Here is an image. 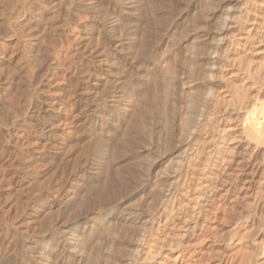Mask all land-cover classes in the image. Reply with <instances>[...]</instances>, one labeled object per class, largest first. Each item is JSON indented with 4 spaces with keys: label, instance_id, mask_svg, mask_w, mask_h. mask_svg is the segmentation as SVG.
Here are the masks:
<instances>
[{
    "label": "bare ground",
    "instance_id": "obj_1",
    "mask_svg": "<svg viewBox=\"0 0 264 264\" xmlns=\"http://www.w3.org/2000/svg\"><path fill=\"white\" fill-rule=\"evenodd\" d=\"M110 2V11L101 15L108 41L102 55L106 72V80L102 81L106 82L102 93L93 97L95 103H92L97 109L91 124L95 132L91 134L95 137V154L102 153L107 141L103 144L99 132L108 127L117 128L121 139L126 134L122 124L128 121L129 131L136 129L133 133L136 138L132 137L134 147L129 154L124 150L129 158L128 162L125 160L130 168L128 173H131L129 177L125 175L124 160L123 163H116L115 159L107 161V166L117 170L112 174L119 181L118 190L112 174L106 172L107 176H102L95 154L87 157L88 175L69 200L71 208L76 210H73L75 219L52 223V204L45 196L42 208L47 228L25 247V252H16V255L12 252L10 260L3 256L0 261H8L7 264H201L211 249V243L206 245L204 240L212 228V220L230 198L219 197L221 185L227 186L225 195L231 190L238 195L239 183L245 182L248 174L259 173L258 185L244 203L247 208L242 232L233 228L229 234L230 238L239 240L228 244L216 264H264V0H185L183 4L180 0H170L169 12L161 11L162 21L167 16L166 32L164 25L161 32L158 30L159 38L156 37L157 42L168 38L173 48L167 47L168 52L164 48L155 57L145 48L146 42L138 43L137 31L128 26L126 33L123 30L136 10L149 2L147 9L154 0L146 4L143 1L144 6L136 0ZM154 4L149 9H156L152 7ZM144 12L142 16L147 10ZM161 22L155 21L158 28ZM146 80L150 83L148 91L142 87ZM177 90H181L180 99ZM48 104L45 99L48 119L44 127L53 137L50 144L54 152L62 155L68 149L64 137L67 121ZM133 105L138 106L134 116L130 114ZM122 139L125 142L127 138ZM113 153L107 154V158ZM223 211L222 214L226 212ZM254 224L259 227V231L255 227L257 233H254ZM194 241L200 245L197 243L198 247L191 249L189 245Z\"/></svg>",
    "mask_w": 264,
    "mask_h": 264
},
{
    "label": "rangeland",
    "instance_id": "obj_2",
    "mask_svg": "<svg viewBox=\"0 0 264 264\" xmlns=\"http://www.w3.org/2000/svg\"><path fill=\"white\" fill-rule=\"evenodd\" d=\"M32 1L0 0V8L2 7L0 9V13L2 12V14H0V260L4 257L7 259L9 258L8 260H10L12 257L11 255H14L13 253L16 255L17 253L21 254L23 250L25 252L29 243L32 240L39 238L41 233L47 228L48 224L47 221H45L46 218L43 213L44 208H42L44 207L42 205L44 204L43 200L45 196V198L49 199L52 204V223L60 224L61 221L62 223H66L69 222L66 220L75 219L74 215L76 216V210L71 208V201L69 200L73 196L70 195H74L73 193L76 192L77 188L81 186L88 175V158L92 154H95L94 151H96L95 137L93 136L95 131L92 130L94 129L92 125L94 124L93 120L95 119V111L97 108L96 105L93 104L95 103L93 101L97 93H102L101 91L104 89L103 86H105L106 82V74H104L106 73L105 65L103 64L104 62H102V55L105 49L104 46L106 47L108 41H106L107 36L104 32V28L102 27L104 17L101 15H105L104 12H108V10L112 7V3L110 2L111 0ZM136 1L143 5L142 2L144 1L143 3L146 4L148 0ZM158 1L159 2L154 0V2L151 3V5L155 3L152 7H155L156 9L150 8V10L149 7L151 5H148L146 9L145 6L150 4L147 2L145 6L143 5L144 8L142 6L144 10H136L131 16V20L126 23L127 25L125 24L123 28V30H125L124 33L129 30L128 27L137 31L136 34L139 35H137L138 43L141 45L145 44V48L149 49L151 57H155L157 55L156 53L159 54L162 51H165L167 47H169L170 50L171 46V40L168 38H165L166 40L162 38V42L158 41L160 46L159 44L157 46V40L159 38L158 35L160 34L158 30L163 28L164 25L165 28L163 29H166V15L169 13L166 15L164 13L166 16L165 21H162L164 20L162 14L163 12H169L170 9V0ZM163 1H165V3ZM150 2H152V0H150ZM180 2L183 4L185 0H180ZM166 4L169 7L164 8L163 6H167ZM54 7L56 8L53 9ZM155 10H158L160 14ZM143 12L146 14L145 16H142ZM152 12L155 13V15H153ZM51 13L53 15L55 14V16L53 17ZM140 13L141 16L139 15ZM1 15L3 17H1ZM18 15L21 16L20 19ZM63 15L65 17H63ZM13 16L15 17V20ZM42 16L44 17L41 18ZM49 19L54 22L52 21V23ZM137 19L139 20L137 21ZM40 20L42 23L39 22ZM145 20L148 21L146 22ZM153 20H155L156 23L162 21L159 24L160 28H158V24H156ZM131 21L132 24L130 23ZM151 23H153V26ZM163 29L159 31L161 32ZM41 31L44 34H42ZM164 32H166V30ZM160 48L163 49L160 50ZM172 48L173 46H171V49ZM90 50L92 51L89 52ZM169 50H166V52ZM91 75L96 78L93 76L89 77ZM103 79L105 80L102 81ZM146 82L147 80L144 81L142 87L146 88L147 90H144L148 91L150 89L148 86L150 83L147 82V84ZM181 90H177L176 95L178 98L180 97L178 94H180ZM181 93H183V90ZM45 99L46 103L48 102V105L51 106L53 110L56 108L58 113L60 112L64 120L66 119L65 121H67V124L64 126L67 133H65L64 137L67 139L69 144H67V151L65 150L66 154L57 155V153L54 152L55 149L52 144H50L53 137L44 127L45 121L48 119L46 118L47 111L45 109ZM132 107V110L134 111L131 110L130 114H133L132 116H134L137 112L135 110H137L138 106L133 105ZM124 122V124H122V129L125 128L126 131L124 132H126V134L122 135L121 139L123 137V139H125L126 137L127 139L125 142H121L119 136L120 133L117 128H115V131L114 128L108 127L105 128L104 131L99 132L103 144L104 141H107V145L104 144L105 151L102 150V153L98 152L95 154V160H98V164H100L99 170L102 171V173H100L104 177L107 176L108 172L110 175L112 173L115 175L117 172L114 167L110 168L109 164L107 166L106 163H110L109 159L112 161L115 159L114 161L116 163H123L125 160L127 162L129 161L128 154L130 153L129 150L134 147L133 143L135 142L133 140L136 137L133 136V133L136 129L133 130L132 128V132L130 128L129 131V124L127 125L128 121ZM106 130H108V132H106ZM105 133H108V136L107 134L105 135ZM116 134H119V137ZM126 144H129V148ZM116 148L118 149L116 151L117 153H113ZM124 150L128 152L127 155H125L127 152L124 153ZM104 152L105 155L103 154ZM108 152L113 153L114 155L110 154L107 158L106 155L109 154ZM100 154H102L103 157ZM104 156L106 157L104 158ZM101 160H103V163ZM126 161L124 162L126 173L125 171L124 173L129 177L131 172L128 173L130 168L128 167L129 165H127ZM96 162L95 164L98 166ZM114 175L112 174V177H110L114 179ZM257 176H259V173L252 174V176L251 174H248L246 176V181L248 183L246 181L241 182L242 184L239 183V186H244L241 188L242 190L239 186H237L239 188L238 191H240L238 195L235 194V190H231L228 193L225 192V195L224 191L226 190L224 189H226L227 186L225 183L221 185L223 187L220 189L221 194L219 193V197L225 198V196H228L230 198H228V200L224 203L227 208L221 206V212L219 211L220 209H218L217 214H215L214 217L215 219L213 218L212 220L214 223L212 224L210 231L213 232L211 234L209 231V235L207 237L208 239L206 238L204 240L206 245L211 243V253L208 251V253H206L208 255L205 254L208 257L204 256L205 258H203L206 261H202L201 259V264H216L226 249H228V244H231L233 243V240H236V238H230L231 236L229 235L231 234L233 228L236 230L239 229L242 232L243 224L246 221L245 210L247 208V204L244 203L247 202L245 200L249 197L248 194L250 195L251 192L254 191L256 187L255 185H258L259 177ZM112 182L116 183L114 186H118L116 188L119 190V181L114 179ZM245 186H248V189ZM89 190L90 188L86 189V193ZM233 194L235 195L233 196ZM227 204L231 207V209H229ZM222 208L224 211L226 210V212H224ZM222 211L224 212L223 214ZM223 215H225L226 218ZM219 217L223 218L220 219ZM216 219L220 220L217 221ZM214 224L215 228L213 227ZM255 227L258 228L257 231H259V227L255 224L253 225V228L255 229V232H253L257 233ZM215 232H217V235H215ZM253 235L255 236L256 234ZM250 238H252V235L249 237V240L251 241ZM238 240L239 238L236 241ZM197 243L198 242L194 241L193 245L190 244L189 247L191 249L196 248L192 246L200 245V242L198 244ZM7 263L8 261H0V264Z\"/></svg>",
    "mask_w": 264,
    "mask_h": 264
}]
</instances>
